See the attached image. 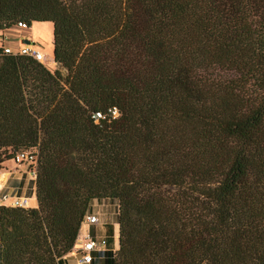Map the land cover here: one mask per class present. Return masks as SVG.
I'll list each match as a JSON object with an SVG mask.
<instances>
[{
	"label": "trees",
	"instance_id": "obj_1",
	"mask_svg": "<svg viewBox=\"0 0 264 264\" xmlns=\"http://www.w3.org/2000/svg\"><path fill=\"white\" fill-rule=\"evenodd\" d=\"M38 22L66 74L0 44V170L34 152L37 202L0 204V264H62L93 200L92 264H264V0H0Z\"/></svg>",
	"mask_w": 264,
	"mask_h": 264
},
{
	"label": "rangeland",
	"instance_id": "obj_2",
	"mask_svg": "<svg viewBox=\"0 0 264 264\" xmlns=\"http://www.w3.org/2000/svg\"><path fill=\"white\" fill-rule=\"evenodd\" d=\"M52 24L50 22H38L32 23L29 27H19L13 26L0 33V44L2 46L9 47L13 51H17L21 46L24 45L25 41H28L27 46L33 47L39 50L45 57L42 64L51 72L54 70H59L62 75L66 74V70L59 67L53 62L52 59ZM26 166L18 167L13 163L12 160H8L2 164V169L0 173L6 171L14 172L17 178L14 182H19L17 184V189L15 192L17 195L30 196L33 193V181L30 179L28 174H25ZM30 169V168H29ZM28 169V171H29ZM6 176V173L4 174ZM4 178V177H3ZM3 181V180H2ZM33 199H30L29 206H32ZM105 202L107 204H105ZM31 208V207H30ZM98 214L102 222H114L117 218V203L111 200H93L90 203L89 209ZM94 229H90L92 232ZM95 231L98 232L96 229ZM96 233V232H95ZM99 234L104 233L103 230H99ZM116 236L113 238L112 246L117 245V228H115ZM111 246V247H112Z\"/></svg>",
	"mask_w": 264,
	"mask_h": 264
},
{
	"label": "built area",
	"instance_id": "obj_3",
	"mask_svg": "<svg viewBox=\"0 0 264 264\" xmlns=\"http://www.w3.org/2000/svg\"><path fill=\"white\" fill-rule=\"evenodd\" d=\"M19 27H26L25 24L19 23ZM29 44V43H28ZM28 44H25L21 46L17 51H13L12 49L3 46V53L4 54H10L12 56H24L27 58H31L37 62L42 63L45 59L43 54L30 46H27ZM111 114L113 117L117 116V111L115 109H112ZM102 118L100 113H96L93 115V119L96 121L98 119ZM35 153L31 151H23L16 154L15 158L12 160L13 163L17 166H20L22 164H28L30 169L28 171V174L32 177V179L35 180L36 171H35ZM29 202L30 198L28 197H14L11 201L9 206L15 207V208H29ZM83 222L95 225L99 223V219L96 215H86L83 219ZM82 222V223H83ZM107 245V242L105 238H95L91 234H85L81 239L78 245L76 247L73 246L72 250L75 251L79 255L77 261L74 264H92L93 255L92 253L95 251L103 250Z\"/></svg>",
	"mask_w": 264,
	"mask_h": 264
},
{
	"label": "crops",
	"instance_id": "obj_4",
	"mask_svg": "<svg viewBox=\"0 0 264 264\" xmlns=\"http://www.w3.org/2000/svg\"><path fill=\"white\" fill-rule=\"evenodd\" d=\"M22 165L26 166V169H25L24 173L28 174V169L30 168L29 165L28 164H22ZM22 165H20L18 167H22ZM5 173H6V176H2L1 177V182H0V204L9 206L10 201L14 197H28V196L17 195L15 190L17 189V184H20V183L19 182H14V180L15 179H20V178H17V175H15L14 172H11V171H6V172H4V174ZM29 177L33 181V193L31 195V197L30 196L28 197L30 199L31 198L33 199L32 200L33 203L31 204L32 206H29V207L35 208L37 206L36 197H35V184H34V179H32V177L30 175H29ZM105 204H107V203L105 202ZM88 214L89 215H96L98 217V219H99V223L95 224V225H92V224L83 222L81 224V227H80V230H79V234L77 236V240L75 242V246L74 247H76V245L79 244L80 239L85 234H91L95 238H105V239H106L107 235H111L110 237L112 239V243L110 245L107 243L106 247L103 250L93 252L92 253L93 260L96 258V256L100 252H106L108 250H110L112 252H115L117 250V245H116V247H114V246H112V244H113V238L116 236L115 228H117V234H118L117 221L115 220L113 223L112 222H106V221L102 222V220L100 219L98 214L95 213L92 208H91V210H89L87 215ZM90 229H94V230L92 232H90ZM96 229L98 230V232H99V230H103L104 233L99 234L97 231H95ZM117 237H118V235H117ZM78 257H79V255L77 253H75L74 250H71L67 255H65L62 258V264H74L77 261Z\"/></svg>",
	"mask_w": 264,
	"mask_h": 264
},
{
	"label": "bare ground",
	"instance_id": "obj_5",
	"mask_svg": "<svg viewBox=\"0 0 264 264\" xmlns=\"http://www.w3.org/2000/svg\"><path fill=\"white\" fill-rule=\"evenodd\" d=\"M2 176H4V174L1 172V174H0V182H1V177H2Z\"/></svg>",
	"mask_w": 264,
	"mask_h": 264
},
{
	"label": "water",
	"instance_id": "obj_6",
	"mask_svg": "<svg viewBox=\"0 0 264 264\" xmlns=\"http://www.w3.org/2000/svg\"><path fill=\"white\" fill-rule=\"evenodd\" d=\"M24 43H25V44H28L29 42H28V41H25Z\"/></svg>",
	"mask_w": 264,
	"mask_h": 264
}]
</instances>
